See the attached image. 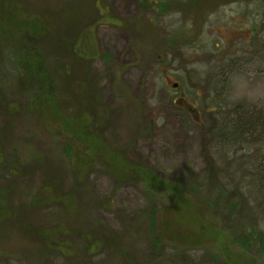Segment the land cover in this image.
<instances>
[{
    "label": "rangeland",
    "instance_id": "374dc122",
    "mask_svg": "<svg viewBox=\"0 0 264 264\" xmlns=\"http://www.w3.org/2000/svg\"><path fill=\"white\" fill-rule=\"evenodd\" d=\"M19 1L46 15L65 7L73 13L98 1L96 7L84 8L80 23L99 12L121 19H106L87 35L80 34V50L84 45L96 48L90 70L98 82L83 77L81 70L75 76L80 96L91 108L99 105L89 99L95 88L108 108V120L100 105L92 119L100 125L96 133L155 177L121 184L101 158L81 170L88 156L85 148L76 155L81 144L68 133L73 123L55 112L53 118L49 109L43 113L45 122L33 111L8 118L0 114V185L9 189L7 199L14 206L10 219L0 222V264H86L83 232L101 233L97 223L109 229L100 234L108 245H116L100 243L90 264H126L123 253L137 264H231L215 258L209 248L218 247L222 233L238 238L232 247L247 261L236 264H264V243L254 237L244 242L248 235L264 238V0H195L187 11L180 7L186 0H105L107 9L100 0ZM32 16L25 11L26 18ZM43 47L52 63L73 60L72 53L55 50L48 41ZM3 50L0 87L8 98L25 101L26 91L13 82L15 56ZM63 93L62 114L75 115L78 94L68 88ZM241 119L253 122L241 127L247 132L243 138L225 135V123L235 125ZM108 146L106 157L111 154ZM69 148L70 158L76 159L74 175L81 173L84 188L72 190L71 200L63 199L64 211L57 199L58 190L70 192ZM14 166L23 171L14 174ZM52 179L57 189L52 185L42 192L51 202L33 200ZM165 179L189 189L195 203L190 210L178 208L175 214L167 209L173 191L165 189V182L163 189ZM110 197L111 206L105 203ZM155 205L166 209L162 221L176 226L184 239L163 229L161 243L156 242L160 235L150 219ZM22 218L36 227L62 224L65 236H56L61 247L51 249L21 227ZM212 223L221 232L211 234L209 244L197 239L204 233L201 226ZM62 246L70 250H60Z\"/></svg>",
    "mask_w": 264,
    "mask_h": 264
},
{
    "label": "trees",
    "instance_id": "16d2710c",
    "mask_svg": "<svg viewBox=\"0 0 264 264\" xmlns=\"http://www.w3.org/2000/svg\"><path fill=\"white\" fill-rule=\"evenodd\" d=\"M84 2H86V0H84L83 2L80 1L79 3ZM97 2L98 1L87 3L77 8V11L73 13L70 11L69 13L68 10L70 9L65 7L58 11L56 14L46 15V13H40L38 11L30 10L29 8L25 7L19 0H0V40L2 39V44L0 43V63L4 62V59H2L1 57V54H3L2 49L10 50L11 54L15 56L17 71V75H14L13 82L16 81L18 85H21L27 94L25 101L13 100L11 98H8L7 95H5L6 90L0 87V114H3L5 118H8L15 115L18 111H33L38 121L45 122L46 116H44L43 113L46 109H49L53 112V118L56 117L55 113L59 114V116L62 117V119L67 123H69V125L73 123V125L75 126H70V128L68 127V133L71 135L70 137L72 140L78 142V144H76L77 146H79V144L83 146L81 147L80 145L78 149L76 147V155L78 150H83V148H85V153H87L88 156L87 163L83 167H81V170H83L85 166L89 167V164L92 165L93 162H90L91 160L97 161L102 159L103 166L106 169H109L121 184L125 182H137L142 180H145L147 182L149 177H155L153 172L149 171L140 163L125 159L124 157L126 155L125 153H122V148H118L117 150H115L114 148H112V146L109 147L107 145L106 139L103 136L99 135V132L96 133V130H100V125L98 128L97 123L94 120L92 121V119L96 117L98 107L101 106L102 108H104V114L106 115L107 120L109 118V115L107 113L108 108L105 105L103 106V103H101V100L97 96V89H91L92 91L89 93V99L93 100V104L98 103L100 105H98L97 109L91 108L89 106L90 103H88L89 101L87 102L86 99L83 100L84 98L80 96L79 93L80 87L77 83L80 79L75 76V73H79V70H81L84 73L83 77H87L90 81H97V78H95L96 76H93L90 67L92 64V59L94 57H98L95 47H85L84 45L83 50H80L81 45L79 46L78 43L80 34L82 36L87 35V31L91 29V26L97 27L106 19H113L116 22L121 21V19L113 17V15H100L99 12L98 15L96 14L92 18H84L83 23H80L81 15L86 14L84 8L90 4L96 7ZM100 2L101 5L106 6L105 9H107L108 6L106 5V1L100 0ZM194 2L195 0H186L185 3H182L180 7L182 10L187 11L189 8H191V5H193ZM27 10L29 14L33 15L32 17H25V11ZM20 13L22 14V16L20 15ZM65 13H67L68 15L65 16ZM84 28H86L87 30L83 32L82 30ZM64 31L67 32L65 33ZM44 41H48L49 44L51 43L55 50L57 49L59 51L72 53L73 60L68 63L57 61H55L54 63L50 62V59H47V52H45V49L43 47ZM61 55L62 53H60L59 57ZM83 77L81 85L84 84ZM81 87H83V85ZM67 88L71 89L79 96V98H76L75 107L78 108V110L76 111L75 115L68 116L67 114H62L66 112L63 110L61 96L63 97V90H66ZM251 124H253V122H250L249 124L248 121H245L243 119L239 120L235 125L231 122H227L225 123L223 131L225 135L229 136L230 134L233 136H237L238 138H243L242 135L247 132L246 130L244 131L241 129L243 128V126L246 129V127L250 126ZM256 126L257 125H254L253 128H255ZM105 145L110 148L111 154H108L107 157H112V161H107L108 158L103 154L105 152ZM69 147L72 146L70 145ZM66 150L67 154L69 155L67 156V160L70 163V165H68V169H70V175L72 177L71 187L69 189L70 192L67 191L65 193H62L58 190L59 198L57 199L58 204H60V206H63L64 211L67 208V204L63 199L69 198L71 200L75 195V192H73L72 190H81L82 188H84L81 183V181L83 180L81 173H77L78 176L74 175V161L72 160L74 158H70V153L73 149L71 150L69 148ZM78 156L81 160L85 158L84 154H82L81 151H79ZM70 159L72 161H70ZM22 166H24L23 163ZM13 169L15 170L13 172L14 174H18L23 171L22 169H19L15 166ZM118 173H122V175H118ZM164 182L165 189L168 191H173V193L171 194L172 196H170L171 202L169 203V207L167 209H170V211H174V213L176 214V210H178V208L190 210V205H195L192 197L188 195L189 189H186L185 186H183L180 182L173 180L162 181L160 184L162 185L163 189ZM52 185L53 188L57 189L58 182L56 181V179H52L47 184L42 185L41 188L35 192L33 200H47L50 203L51 197H49V195L42 194V192L44 191L43 188L47 189ZM234 194L227 195L228 199L233 198ZM8 195L9 189H6L2 185H0V222H3L6 219H10L11 212L14 207L13 204L8 201ZM221 195L222 192L219 198L221 197ZM111 198L112 197L109 198V201L107 199L105 200L106 205L111 206ZM185 205L188 206L184 207ZM165 210L166 209H164V207L160 205H158L157 207V205H155L153 214H151V223L157 226V233L160 235V238L156 242L161 243V238H163L164 236L163 229H166L168 233L174 235L175 238L184 239V234H182L176 226H173L172 224H170V222L166 221V224L162 221L163 218L161 216H163ZM61 225L62 224L58 223L50 227H36L30 225V223L28 224L24 218L21 219V227L25 228L30 233L39 236L45 243H47V245L51 246V249H55L53 247H61L60 242H58L56 239L57 235L59 236V234L64 232L65 228L61 229ZM96 227H99V232H101L97 235H94L91 232H86V230L84 231L83 228H79L80 232L84 231L83 235L87 243V247H85L87 260L86 264H90L92 257L97 254V250H100V247H98L100 243H102L103 246L107 247H113L116 245L115 243L108 245L109 240L104 235H100L102 234V232H106L107 230H109L107 227L102 226V224L100 223H97ZM201 227L203 228L204 233H202V236L197 237V239L202 240L205 243L208 242L206 244H209L208 240H213L211 234H214L216 231L219 233L221 232L217 225L215 227L214 223H212L211 227L209 226V224L207 226L202 225ZM222 234L223 235H221L219 238V244L217 240L218 247H209L211 250H213L214 257L218 260L224 259L231 264H234L236 260H241L242 263L243 260L247 261V258L242 255V252L239 249L237 250V248L232 247L233 241L239 242L238 238L230 237L227 233ZM228 237H230L231 243H229ZM253 237L255 240H260L262 243H264L263 237L254 234L248 235L244 242H248V240H250V238L252 239ZM116 240L118 241V239ZM194 240L195 239L193 238V241ZM206 244H204V246ZM222 245L226 247H222ZM245 248L247 249V247ZM60 250L66 252V250L69 251L70 248L62 246ZM93 250L96 251L93 252ZM123 257L126 264H137L131 254L129 255L128 253H123Z\"/></svg>",
    "mask_w": 264,
    "mask_h": 264
},
{
    "label": "water",
    "instance_id": "95a60500",
    "mask_svg": "<svg viewBox=\"0 0 264 264\" xmlns=\"http://www.w3.org/2000/svg\"><path fill=\"white\" fill-rule=\"evenodd\" d=\"M174 86H175V87L178 86V83H174Z\"/></svg>",
    "mask_w": 264,
    "mask_h": 264
}]
</instances>
